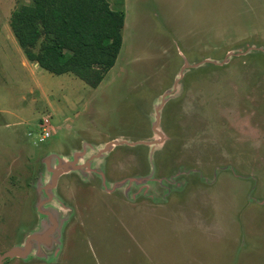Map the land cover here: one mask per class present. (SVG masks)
Returning a JSON list of instances; mask_svg holds the SVG:
<instances>
[{"label":"rangeland","instance_id":"rangeland-1","mask_svg":"<svg viewBox=\"0 0 264 264\" xmlns=\"http://www.w3.org/2000/svg\"><path fill=\"white\" fill-rule=\"evenodd\" d=\"M106 1L91 88L29 62V0H0V264H264V0Z\"/></svg>","mask_w":264,"mask_h":264},{"label":"trees","instance_id":"trees-1","mask_svg":"<svg viewBox=\"0 0 264 264\" xmlns=\"http://www.w3.org/2000/svg\"><path fill=\"white\" fill-rule=\"evenodd\" d=\"M124 19L106 0H29L12 11L9 27L29 62L96 88L115 65Z\"/></svg>","mask_w":264,"mask_h":264},{"label":"water","instance_id":"water-1","mask_svg":"<svg viewBox=\"0 0 264 264\" xmlns=\"http://www.w3.org/2000/svg\"><path fill=\"white\" fill-rule=\"evenodd\" d=\"M157 113H159V109H158ZM113 144H115V142H112V143L108 144L106 146V148L104 149V152L105 151H109ZM153 144H155V143H153ZM101 154L102 153H100L99 156ZM79 157H80L79 155L74 156V158H73V161L74 162L66 163V164H64L63 161L60 160V162H59L60 164L57 167V170H62V172H64V173L68 172L70 169H72V170H79L81 168V166H75V163H77ZM19 251H20V248H14V249L10 250L5 256H9L10 257L12 255H15ZM2 259L3 258L1 257L0 258V262H1Z\"/></svg>","mask_w":264,"mask_h":264},{"label":"built area","instance_id":"built-area-1","mask_svg":"<svg viewBox=\"0 0 264 264\" xmlns=\"http://www.w3.org/2000/svg\"><path fill=\"white\" fill-rule=\"evenodd\" d=\"M49 137V132L47 131H44L43 135H37L35 140H34V143H42L44 142L47 138Z\"/></svg>","mask_w":264,"mask_h":264}]
</instances>
